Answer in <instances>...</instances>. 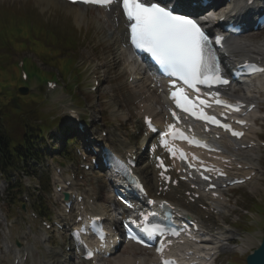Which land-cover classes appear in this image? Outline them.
Returning a JSON list of instances; mask_svg holds the SVG:
<instances>
[{
  "label": "rangeland",
  "instance_id": "obj_1",
  "mask_svg": "<svg viewBox=\"0 0 264 264\" xmlns=\"http://www.w3.org/2000/svg\"><path fill=\"white\" fill-rule=\"evenodd\" d=\"M45 4L47 3L37 4L36 0H0V26L2 22L8 23L10 17H15L16 14H22V16H26V18L29 16V20L33 21L35 27L43 25V27L51 34L57 33L70 36L72 40H74L73 56H75L77 60L76 66L80 69L81 73L80 82H76L75 80L69 81L71 86L75 89L74 91L79 94L81 99V101H77V103H75L74 108H76L80 114L85 115V117L88 115L94 120L92 130L97 134L100 129L106 131H110L112 129L115 133H120L126 137L128 142L138 143L139 139L134 135L135 127L138 124V117L136 115L137 102L135 100L132 101L129 98L130 90L126 85V75L123 74L121 64H118L119 58H117L114 49L111 48L112 50L110 49L109 51V49H106V45H98V41L101 39V36L98 37L99 33L104 31L102 27L98 28L97 24V21H100V10L93 8L84 9L82 7L68 6L66 4L46 7ZM73 7L76 9L78 8L77 10L85 14V22L77 23L74 20L73 13L71 11ZM243 39H248L245 41L252 42L264 40V31L259 34L246 36ZM48 47H51V45H48ZM15 49L16 50H12L10 54L11 61L17 62L21 59L31 57V59H33L39 67L46 71H54L56 75H58L57 78L60 79V74L57 72L54 65L47 64L46 61L43 62L41 59L39 60L33 52L28 50L21 51L19 47H15ZM0 53H4V51L0 50ZM47 61L49 62L50 59H47ZM99 62L103 65V68L105 67L106 82L104 81L100 85L95 94H90L88 92V86L91 68L94 63ZM62 83L65 85L66 89L65 82ZM35 84L37 85L38 83L35 81ZM32 86L33 82L27 86L29 87L28 91H33L34 87L32 89ZM38 88L39 86L35 89L38 90ZM36 94L38 95V93ZM262 97L264 98V96ZM33 98L36 101H40L42 99L36 95H34ZM68 101V97L64 96L61 90H57L48 99L43 101L40 106L41 112L43 115L51 119L53 123L65 122L63 106ZM260 111L264 112V104L261 105ZM120 113L130 115V119L128 121L123 120L124 118L120 116ZM56 124L46 135L48 141L51 144H55L52 150L53 152L51 153L52 155L47 156V159L48 161L58 163L60 161L67 162L70 161V155H67V153L61 154L60 151L56 153V149H58L57 145L62 135L61 133L56 132L55 128L58 127V124ZM261 131V135L259 136L264 139V126L262 125ZM109 139L114 143H117V138L110 136ZM46 151H50V148L47 145ZM65 156H68L67 160L65 159ZM259 163V169L264 171V161L260 159ZM28 172L29 174H20V178L16 179L21 185V189L25 191L24 193L34 194V191H37L38 186L41 188L42 181L46 179V176L43 174L40 178V175H36L34 170L30 167H28ZM45 173L52 174V171L47 170ZM15 176V173L0 176V198L2 197V201L0 202L2 212L0 214L3 216V213H5L9 216V218L15 221L13 227L8 228L5 226L3 219L0 218V241H17L18 238H20L21 230L24 228L23 225L27 222L33 224L32 230L34 233L39 234L42 230L39 224H36L33 219L31 220L29 212L26 209L21 208V205H19L20 203L16 204L18 197L23 194H17L18 187L13 189V193H15V200L12 202L13 205L11 206L9 201H7L9 200L8 196L10 193L7 192L6 189L9 182L8 177L13 179ZM12 183H14L13 180L11 181V184ZM50 193H54L53 187L51 188ZM48 194L43 195L46 202L48 200L49 203H51L52 199H49L50 194ZM251 198L256 199L260 203V207L264 210L263 174H258L250 183L234 190V199L230 198L226 207L222 208L221 215L212 217V221L216 225L223 227L228 231L229 237H233L232 243L230 246L226 247L225 252L222 253L221 257H219L217 264H233V261L237 259L234 256L232 257L233 260L230 259L231 255H237L239 258L236 264H244L245 255L257 245V241L263 234L264 216H257L248 211L250 203L249 200ZM247 212H249V214L248 216H245ZM22 220H25L24 223ZM247 225H250L251 227L246 228ZM244 229L248 232H245ZM29 238L30 236L27 237V239ZM54 242L55 240H52L50 242V246L53 245ZM42 244L38 242L34 243V247L37 248V253L34 255L36 259L39 257L38 254L43 255L44 253ZM240 244H242L241 249H243V252L238 250L237 245ZM43 246H46V244ZM59 249L61 251L64 250L62 245H59ZM121 253L124 256L131 254L129 250H124ZM141 254L142 251L134 249V256H139ZM4 260L7 261V258Z\"/></svg>",
  "mask_w": 264,
  "mask_h": 264
},
{
  "label": "snow or ice",
  "instance_id": "obj_2",
  "mask_svg": "<svg viewBox=\"0 0 264 264\" xmlns=\"http://www.w3.org/2000/svg\"><path fill=\"white\" fill-rule=\"evenodd\" d=\"M72 2L94 4L105 8L111 7L114 3L118 4L126 18V27L130 30L127 35L130 38L131 46L148 53L168 77L174 78L172 81L174 88L178 82L182 85L171 93V98L181 110L196 115L187 103L183 86L198 91L197 85L211 88L213 85L229 83V80L224 78L221 65L212 51L209 37L202 30V26L190 16L178 14L166 5L162 6L159 0H72ZM117 20L119 21V17ZM216 42L219 43V39ZM254 70L264 71V69ZM211 95L217 96L218 93L213 92ZM203 103L201 101V104ZM225 106L232 107L236 111L239 110L238 105ZM173 115L175 116V113ZM198 118L231 131L235 137L243 135L232 131L228 124H220L215 118L205 116L203 112L199 113ZM238 123L244 122L238 121ZM171 128L170 125V132ZM190 143L200 146L198 141H190ZM203 146L207 147V145ZM203 179L208 180L209 177L204 176ZM149 203L153 202L149 201ZM143 230L149 238L164 232V229L157 225H153L151 228L145 226ZM173 234L178 233L173 232ZM99 235L103 239V234L99 233ZM156 251L162 252L163 245ZM86 255L91 258L93 253L88 251ZM162 264H173V262L163 260Z\"/></svg>",
  "mask_w": 264,
  "mask_h": 264
},
{
  "label": "trees",
  "instance_id": "obj_3",
  "mask_svg": "<svg viewBox=\"0 0 264 264\" xmlns=\"http://www.w3.org/2000/svg\"><path fill=\"white\" fill-rule=\"evenodd\" d=\"M44 32L41 27L32 28L28 23L18 24L15 29L4 28L0 31V48H5L4 52H6L0 57V85L17 83L18 66L9 56L15 47L21 50L32 47L43 62L49 56L54 66L60 65L63 70L71 68L72 62L61 56L63 50L70 49L73 41L66 37H58L54 40L53 38L57 36L52 35L54 48L48 55L49 51H46L43 42L48 37ZM29 34L38 38L37 41L33 42ZM49 41L51 42L50 39ZM26 65L29 71L38 72L34 62L28 61ZM47 74L52 75V72ZM17 97L20 100V109L15 110L10 100L0 94V168L2 170L20 166L19 163L23 164L27 157L35 156V148L43 132L51 125L49 119L42 118L37 106L38 101L29 100L27 96L17 95Z\"/></svg>",
  "mask_w": 264,
  "mask_h": 264
},
{
  "label": "bare ground",
  "instance_id": "obj_4",
  "mask_svg": "<svg viewBox=\"0 0 264 264\" xmlns=\"http://www.w3.org/2000/svg\"><path fill=\"white\" fill-rule=\"evenodd\" d=\"M37 4H45L46 6H57V5H61V1L60 0H36ZM49 4V5H48ZM78 9V8H77ZM76 8H72L71 11L73 13V17L74 20L77 23H82L85 22V14L83 12H80L79 10H77ZM102 15V14H100ZM119 17V21L117 20V18ZM101 19L107 20V24L106 30H111L112 31V36H107V34H104L103 37L105 38V40L109 41L111 40L113 42V49L115 50V52H118L117 57H119V61L118 64H121L122 69H123V74L126 75L127 74V80L129 78V76H133L132 77V81L129 85H132L133 87H131V93H130V99L133 101L135 100L138 104H141V106H139V108L137 109V111H140L142 108V111H150L153 115V117L155 118L156 122H159L160 120V114L159 112H162V108L164 106V104L166 103L165 98L162 96V87L160 88H153L152 86V82L150 79V76L148 75H144V73H140V68L139 66H136L135 69H133V71L131 70V68H129V64L127 63L129 60L127 58V54L126 52L123 50V43L121 41V37L123 36L122 33H125V28H124V24H123V20L120 17L119 14H115L114 12L111 13L108 12L106 14H104L103 16L100 17ZM98 25L100 26V22H98ZM114 37V38H113ZM248 40V39H245ZM244 39L241 40H231L229 41V43L227 44V48L230 51V53L234 54L235 56H246L248 54H252L254 52L260 53L262 54L264 51V41H245ZM110 51V48H109ZM241 58V57H240ZM142 64V63H140ZM142 67V65H141ZM137 77L140 78L139 81H137ZM142 78V80H141ZM248 87V85H247ZM229 91H236L235 88H231L229 89ZM254 99V97L249 98ZM253 102V101H251ZM163 115V113L161 114ZM123 118H125V116H122ZM254 126L250 129L249 133L254 134L253 130ZM125 143V142H123ZM228 150H230L233 153L234 149V144H231L229 148H227ZM239 157H248L249 152H240L238 151ZM251 156H254V153H252ZM229 158H234V154H230L228 156ZM143 169L146 171L151 172V165L149 164V160L147 159L143 164H141L139 166V170ZM137 168V171H139ZM62 194V193H61ZM98 197V196H97ZM89 198V197H88ZM88 198L84 199L82 201L83 204V208L87 209V208H91L92 210H99L100 207L98 206V198L97 200L93 201V203L89 204L88 202ZM109 197H108V203L106 205V208L103 210H108L111 209V207H114V204H111L109 201ZM114 209V208H113ZM207 211H204V213H206ZM226 233V231H217L214 233L209 234V238L213 241L219 237H222L224 234ZM212 243H208V241H206V243L201 244L199 247L202 248V251L207 248V245L211 246ZM243 244V243H242ZM242 244L238 245V250L243 252V249H241ZM31 253V252H30ZM137 262V259H132L130 257H122L119 255H115L113 256V258L107 260L106 263H110V264H135Z\"/></svg>",
  "mask_w": 264,
  "mask_h": 264
},
{
  "label": "water",
  "instance_id": "obj_5",
  "mask_svg": "<svg viewBox=\"0 0 264 264\" xmlns=\"http://www.w3.org/2000/svg\"><path fill=\"white\" fill-rule=\"evenodd\" d=\"M246 264H264V236L258 247L246 256Z\"/></svg>",
  "mask_w": 264,
  "mask_h": 264
}]
</instances>
